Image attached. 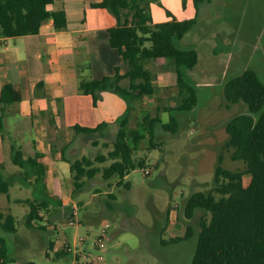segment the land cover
<instances>
[{"label":"rangeland","instance_id":"rangeland-1","mask_svg":"<svg viewBox=\"0 0 264 264\" xmlns=\"http://www.w3.org/2000/svg\"><path fill=\"white\" fill-rule=\"evenodd\" d=\"M160 1L179 16L190 14L182 9V0ZM57 3L58 0L51 7H64ZM159 4L158 0H130L124 12L132 16L136 6H146L154 17H167ZM177 42L181 47H195L199 52L198 64L185 69L187 78L197 87L198 103L190 111L172 110L179 121L178 130L172 132L157 126L155 147L151 146L147 134L135 152L137 159L147 157V165L131 170L121 184L118 174L110 178L103 176V167L112 160L98 161L96 156L107 155L112 149L119 120L125 114L130 115L133 127L142 125L146 115L159 114L164 121L170 119L166 106H175L181 99L176 66L171 60L165 65L153 59L147 63L157 86L152 95L133 96L128 101L115 91L101 92V109L107 122L103 133L76 134L63 125L58 113L56 116L41 113V118H34V122L38 120L36 123L41 119L40 123L49 121L45 129L53 156H66L71 161L88 156L101 171L94 177H85L84 186L78 190L70 175L61 177V199L49 194L50 205L43 211L45 230L26 225L27 198L39 195L31 186L16 181L9 195L0 193L1 209L10 210L16 216L18 227L17 233L6 234L12 259L9 264L30 260L45 264H85L90 253L101 252L94 242L107 222L111 226L106 238L108 249L103 253L110 264L191 263L200 218L206 210L197 209L195 216L187 219L184 214L187 199L196 191L212 192L221 156V165L225 168L245 167L244 160L233 158V149L225 147L229 136L226 123L233 116L250 110L244 101L228 104L224 86L230 77L247 67L257 69L264 80V0L204 2L197 23ZM16 116L7 114V137L2 139L5 151L0 154L5 175L19 170L10 151L11 142L19 140L14 126ZM26 150L30 151V146H26ZM249 180L250 175L246 174L245 183ZM8 196L13 199L9 208ZM74 209H77L75 223H70ZM187 224L194 227L195 236L179 242L168 241L183 235ZM68 243L73 250L57 255Z\"/></svg>","mask_w":264,"mask_h":264},{"label":"trees","instance_id":"trees-1","mask_svg":"<svg viewBox=\"0 0 264 264\" xmlns=\"http://www.w3.org/2000/svg\"><path fill=\"white\" fill-rule=\"evenodd\" d=\"M54 1L0 0V36L37 34L50 19L56 29H66L67 11L64 7L52 9L50 5ZM210 1L212 0H183V9L190 14L177 16L166 8L170 19L161 22L153 20L146 6H136L132 16H129L124 9L130 6V0H98L89 4V8L95 11V24L108 28L111 45L123 56L126 70L121 73L117 68L114 75L94 78L84 71L90 66L89 63L83 68L84 65L79 61V91L93 95L100 119L95 127L74 125V132H104L107 122L100 107L103 91H115L128 101L133 96L141 98L154 94L157 86L153 72L147 66L151 59L160 65H165L170 60L175 64L176 84L181 98L175 106H166L165 110L170 112V119L167 121L159 114L144 116L142 125L137 127L131 125L128 114L119 120L112 149L107 155L96 156L98 161L112 160L102 169L105 178L118 174L121 184L131 170L146 166L147 157L137 159L135 152L147 134L149 133L151 146L155 147L157 126L172 132L178 130L179 121L172 110L190 111L197 105L198 90L187 78L185 69H192L198 64L199 52L195 47H181L177 40L193 28L201 5ZM224 96L228 104L244 101L250 110L233 116L226 123L229 136L225 147L232 148V157L244 160L245 167L239 170L225 168L221 165V156L212 192L196 191L187 199L184 208L187 219L193 218L197 209L206 210V214L200 218L196 248L190 264H264V80L257 69L244 68L227 80ZM22 97L21 89L14 83L8 81L3 85L0 92V135L3 139L7 137L4 121L6 110L11 104L21 101ZM10 151L12 161L20 171L5 175L2 171L4 163L0 161V193L9 195L11 185L16 181L39 185V195L36 192V197L27 200L29 210L26 225L45 230L47 224L43 223V211L51 202L49 193L45 190L49 154L41 150L28 154L16 140L11 142ZM70 169L77 190L84 186L85 177H94L101 171L88 156L70 160ZM246 174L250 175L247 184ZM54 185V195L60 200L62 196L56 180ZM17 231L16 216L0 207V264H9L12 260L6 234H15ZM195 235L194 227L187 224L183 235L168 241L179 242ZM69 252L64 247L57 251V255ZM18 264L45 263L30 260L28 263Z\"/></svg>","mask_w":264,"mask_h":264},{"label":"crops","instance_id":"crops-1","mask_svg":"<svg viewBox=\"0 0 264 264\" xmlns=\"http://www.w3.org/2000/svg\"><path fill=\"white\" fill-rule=\"evenodd\" d=\"M95 1L98 0H58L57 5H63L67 11L66 29H56L53 20L50 19L42 25L37 34L18 37L0 36V92L3 85L10 81L21 89L23 95L21 101L11 104L6 110L5 129L7 114H17L14 119L19 137V140L15 139L17 143L22 145L28 154H34L37 150L48 152L49 164L45 190L52 196L55 191V180L61 192V177L63 175L72 177L70 159L57 157V154L53 156L54 153L49 152L51 142L45 129L50 125L49 121L40 123L41 119L38 124L36 123L38 120L34 122V118H41V113L49 112L53 116L58 113L63 119V125L70 130H74V125L97 126L100 118L94 105L93 95L83 93L78 88L77 64L80 61L85 68L89 63L90 66L84 71L94 78L114 75L117 68L121 73L126 70L123 56L111 45L108 28L95 24V11L88 6ZM161 2L162 5H159L164 8L167 17L156 18L152 14L155 22L170 19L166 8L179 16L163 1ZM56 103H58L57 108ZM31 117L32 120H29ZM5 131L7 133V129ZM2 139L0 135V152L5 151ZM21 139L22 143H20ZM26 146H30V151L26 150ZM0 161L3 162L1 154ZM21 183L31 186L33 192L40 191L39 185ZM8 200L10 202L7 208L10 207L13 199L8 196Z\"/></svg>","mask_w":264,"mask_h":264},{"label":"built area","instance_id":"built-area-1","mask_svg":"<svg viewBox=\"0 0 264 264\" xmlns=\"http://www.w3.org/2000/svg\"><path fill=\"white\" fill-rule=\"evenodd\" d=\"M76 214H77V209H74L73 214L69 218L70 223H75ZM110 226L111 224L109 222L105 223L102 227L101 235L98 237V240L94 242L95 245H98L101 252L98 254H94V255L90 253L91 256H88L85 264H110L107 261L105 254L103 253L105 250L108 249L106 238H107V234H108ZM67 249L70 252L73 250L72 246L69 243L67 244Z\"/></svg>","mask_w":264,"mask_h":264}]
</instances>
